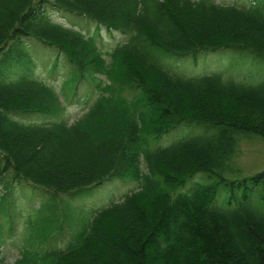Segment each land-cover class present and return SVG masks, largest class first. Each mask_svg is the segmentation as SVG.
<instances>
[{
    "label": "trees",
    "instance_id": "obj_1",
    "mask_svg": "<svg viewBox=\"0 0 264 264\" xmlns=\"http://www.w3.org/2000/svg\"><path fill=\"white\" fill-rule=\"evenodd\" d=\"M249 3L0 0V216L17 185L47 195L13 264H264L255 203L264 202V171L227 177L240 172L243 140L264 141V77L187 75L180 62L241 53L264 65V0ZM65 14L96 32L56 22ZM101 28L122 40L102 49ZM30 43L56 55L49 69L64 72L59 89L33 75ZM85 87L94 94L87 111L58 120L61 97ZM174 131L167 147H151ZM109 181L137 188L89 216L67 203ZM221 186L228 196L217 206ZM65 229L71 237L60 245Z\"/></svg>",
    "mask_w": 264,
    "mask_h": 264
},
{
    "label": "rangeland",
    "instance_id": "obj_2",
    "mask_svg": "<svg viewBox=\"0 0 264 264\" xmlns=\"http://www.w3.org/2000/svg\"><path fill=\"white\" fill-rule=\"evenodd\" d=\"M217 3L223 5H248L251 4L252 0H216ZM67 15V16H66ZM58 17V15H56ZM83 17H77L73 15L65 14L60 15L56 22L64 24L69 27H76L77 30H82L88 35H93L96 32L97 27L92 21ZM100 37L99 44L102 49H109L122 40V37L117 36L108 32L105 28L99 30ZM39 45V43L37 44ZM31 53L34 54V67L32 69L33 75L45 81L51 86L59 89L64 82L65 74L63 71H50V64L55 59L54 53L46 52L44 48L37 47L33 43L26 44ZM24 46V47H25ZM41 46V45H40ZM48 54L51 56H48ZM161 60L177 62L170 56H162ZM185 66L181 72L185 74L200 73L202 75H209L212 73H224L232 75L237 79L244 80L248 83L261 81L264 77V65L259 64V60L252 58L241 53H226V54H212L198 57L196 60L187 58L181 60ZM60 66H63L62 60L59 59ZM91 91V88L87 90L81 89L78 97L72 100L64 102L65 111L60 115L58 120H65L72 123L78 119L83 113H85L89 107L90 100L93 99L94 94L87 96ZM227 107H232L233 104L230 102ZM234 111V110H232ZM34 118L29 119L30 121H40L43 123L48 117L45 115H31ZM187 128V127H184ZM197 130L198 128H192ZM180 132H187L183 128H179ZM189 132H192L190 130ZM178 131H174L168 135L163 136L158 140H151L150 145L152 148H163L167 147L178 137L176 136ZM234 163L239 169V174L228 175V179L237 180L244 177L253 176L259 172L264 171V141L260 138L254 137L251 139L243 140L240 144V149L237 156L234 159ZM134 182H119L109 181L102 186L92 189L88 192L72 198L69 205L74 206L78 210L79 214L83 216H89L96 210V207H103L111 204L112 202L120 201L127 192L136 190L137 186L133 185ZM41 191V190H39ZM31 188L27 189L26 186H16L13 193L8 197V206L6 216H0V264H13L17 258H19L22 248L26 243L25 229L28 221L35 217L37 210L42 206L43 202H46L47 195ZM4 190H0V196L5 195ZM228 196V188L221 186L218 190V196L215 201V205L220 206L225 204ZM226 198V201H225ZM219 202V203H218ZM255 203L260 209L264 211V202L255 198ZM59 209L64 206V203L60 198L54 201ZM65 229L60 235L58 243L60 245L65 244L69 241L70 230ZM52 244L51 242L45 243L47 245ZM65 246V245H64ZM186 248V247H185Z\"/></svg>",
    "mask_w": 264,
    "mask_h": 264
}]
</instances>
